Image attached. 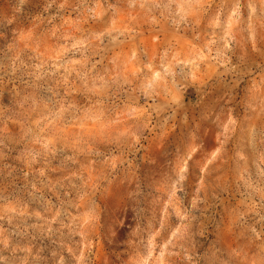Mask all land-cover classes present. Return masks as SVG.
Returning a JSON list of instances; mask_svg holds the SVG:
<instances>
[{
    "label": "rangeland",
    "instance_id": "374dc122",
    "mask_svg": "<svg viewBox=\"0 0 264 264\" xmlns=\"http://www.w3.org/2000/svg\"><path fill=\"white\" fill-rule=\"evenodd\" d=\"M0 264H264V0H0Z\"/></svg>",
    "mask_w": 264,
    "mask_h": 264
}]
</instances>
